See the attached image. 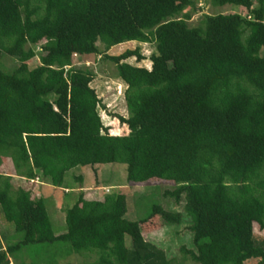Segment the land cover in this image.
<instances>
[{"label": "trees", "instance_id": "obj_1", "mask_svg": "<svg viewBox=\"0 0 264 264\" xmlns=\"http://www.w3.org/2000/svg\"><path fill=\"white\" fill-rule=\"evenodd\" d=\"M210 2L245 14H202L190 26L192 0H0V57L15 64L0 70V166L7 160L12 171L0 173V218L12 227L0 264L23 246L55 242L93 256L89 264H173L141 226L154 216L178 224V213L153 206L131 222L123 194H79L54 235L42 201L11 185L39 173L59 188L75 167L108 164H123L128 184L172 182L163 196L182 205L192 234L183 260L264 264V238L252 231H264V0ZM127 42L153 44L149 69L125 63L143 60L136 48L105 54ZM98 45L125 86L123 136L102 129L94 73L72 63L98 55Z\"/></svg>", "mask_w": 264, "mask_h": 264}, {"label": "rangeland", "instance_id": "obj_2", "mask_svg": "<svg viewBox=\"0 0 264 264\" xmlns=\"http://www.w3.org/2000/svg\"><path fill=\"white\" fill-rule=\"evenodd\" d=\"M199 10L190 17L188 24L195 26L202 14H232L244 15L245 10L240 7L224 5L214 7L210 0H192ZM74 45V44H72ZM138 49L143 60L135 63L133 58L127 59L125 63L149 69V57L156 54L153 44L127 42L110 48L105 54L116 56L125 50ZM99 54L96 56L78 57L72 56L74 65L82 64L91 69L94 78L89 84L99 99L96 108L102 129L108 135L123 136L128 133L125 125L118 122L117 117L126 118V110L123 102V86L119 80L114 78V66L103 60L102 48L98 45ZM37 63V59H31L29 66ZM15 67L14 61L6 55L0 57V70L10 73ZM102 133V131L100 132ZM0 173L12 175L10 163L3 160L0 166ZM75 177L84 180V187L89 188L91 195L98 200H102L104 195L123 194L126 202V212L124 218L131 222H138L146 219L153 206H159L165 211L180 214L181 220L178 224H167L161 222L157 217H152L141 226L142 236L146 242L152 243L161 249L167 259L173 264H192L189 260H183L180 248L193 250L192 234L188 231L190 225L189 218L186 217L181 204H176L168 197L163 196L164 191L172 189L170 181L152 179L142 184H128L125 177V166L123 164L97 165L94 167H75L64 174L61 186L52 187L45 181L39 173H36V180L24 181L13 178L11 185L13 188L22 187L29 190L31 198L40 199L45 207V211L50 223L51 232L62 234L65 232L64 211L69 208L76 199V189L79 182ZM36 181V182H34ZM107 193H104V190ZM64 191L66 193H64ZM92 197V196H91ZM87 198V196H86ZM56 209L60 215H58ZM12 227L3 223L0 218V248L4 246V237L11 234ZM252 231L254 238L259 240L264 238V231L253 224ZM3 238H2V236ZM17 234L15 241L20 239ZM128 247L129 238H124ZM12 264H89L94 260L93 256L85 258L83 255L74 254L66 242H55L51 244L28 245L21 247L9 258ZM257 260H249L244 264H256Z\"/></svg>", "mask_w": 264, "mask_h": 264}, {"label": "crops", "instance_id": "obj_3", "mask_svg": "<svg viewBox=\"0 0 264 264\" xmlns=\"http://www.w3.org/2000/svg\"><path fill=\"white\" fill-rule=\"evenodd\" d=\"M120 83H122V82L120 81ZM122 86H123V88H125V86H124L123 83H122ZM34 179L36 180V177H35ZM34 179H33V180H34ZM75 180H76V179H75ZM30 181H32V180H30ZM76 181H77V180H76ZM83 181H84V180H81L80 183H83ZM34 182H35V181H34ZM80 183H79L78 188L76 189V193H77L76 197H77L79 194H81L84 200H87V201H100V200L96 199L95 197H93V195H91L89 188L84 187V185H83V184H80ZM64 193H66V192L64 191ZM86 196H87V198H86ZM91 196H92V197H91ZM60 210H61V209H60ZM60 210H59V209H58V210L56 209L58 215H60L59 212H58V211H60ZM61 211H62V210H61ZM56 235H57V234H56Z\"/></svg>", "mask_w": 264, "mask_h": 264}, {"label": "built area", "instance_id": "obj_4", "mask_svg": "<svg viewBox=\"0 0 264 264\" xmlns=\"http://www.w3.org/2000/svg\"><path fill=\"white\" fill-rule=\"evenodd\" d=\"M32 182H33V180H32ZM35 182H36V181H35ZM104 193H107V190H106V189L104 190Z\"/></svg>", "mask_w": 264, "mask_h": 264}]
</instances>
